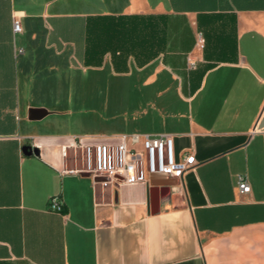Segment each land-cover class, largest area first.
Here are the masks:
<instances>
[{
	"label": "crops",
	"instance_id": "0c3cea01",
	"mask_svg": "<svg viewBox=\"0 0 264 264\" xmlns=\"http://www.w3.org/2000/svg\"><path fill=\"white\" fill-rule=\"evenodd\" d=\"M106 68L150 105L140 135L193 155L180 179L66 172ZM262 119L264 0H0V264H264Z\"/></svg>",
	"mask_w": 264,
	"mask_h": 264
},
{
	"label": "built area",
	"instance_id": "2783aa9c",
	"mask_svg": "<svg viewBox=\"0 0 264 264\" xmlns=\"http://www.w3.org/2000/svg\"><path fill=\"white\" fill-rule=\"evenodd\" d=\"M14 33L20 32L17 19L13 20ZM37 147V146H36ZM71 156L78 165L66 172L87 174L99 184L137 185L146 182V175H168L180 179L195 166V159L185 153L177 159L174 139L170 135H117L106 138L76 137L61 149L64 159ZM65 172V171H64ZM240 193H249L245 177L238 178ZM49 209L62 212L57 197L48 202Z\"/></svg>",
	"mask_w": 264,
	"mask_h": 264
},
{
	"label": "rangeland",
	"instance_id": "374dc122",
	"mask_svg": "<svg viewBox=\"0 0 264 264\" xmlns=\"http://www.w3.org/2000/svg\"><path fill=\"white\" fill-rule=\"evenodd\" d=\"M139 85L135 84L136 90ZM125 87L126 83L113 78L107 68L99 73L85 72L83 104H79L78 113L73 116L79 137L140 135L141 129L148 125L142 118V110L151 108L138 93L126 92ZM69 108L75 109L71 105Z\"/></svg>",
	"mask_w": 264,
	"mask_h": 264
},
{
	"label": "water",
	"instance_id": "95a60500",
	"mask_svg": "<svg viewBox=\"0 0 264 264\" xmlns=\"http://www.w3.org/2000/svg\"><path fill=\"white\" fill-rule=\"evenodd\" d=\"M46 114L47 113L44 110L30 109L28 116L30 120H39L43 118ZM263 127H264V119L260 121L258 128H263ZM22 151L24 155H28V156L33 153V150L30 147H24Z\"/></svg>",
	"mask_w": 264,
	"mask_h": 264
}]
</instances>
